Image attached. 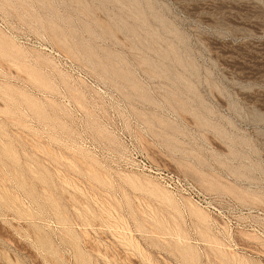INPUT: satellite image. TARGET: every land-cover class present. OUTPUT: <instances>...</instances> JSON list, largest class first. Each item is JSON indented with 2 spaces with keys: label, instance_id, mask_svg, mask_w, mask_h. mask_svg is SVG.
I'll use <instances>...</instances> for the list:
<instances>
[{
  "label": "rangeland",
  "instance_id": "obj_1",
  "mask_svg": "<svg viewBox=\"0 0 264 264\" xmlns=\"http://www.w3.org/2000/svg\"><path fill=\"white\" fill-rule=\"evenodd\" d=\"M0 264H264V0H0Z\"/></svg>",
  "mask_w": 264,
  "mask_h": 264
}]
</instances>
